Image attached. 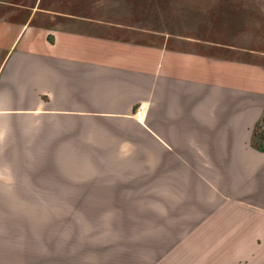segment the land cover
<instances>
[{
  "label": "crops",
  "instance_id": "1",
  "mask_svg": "<svg viewBox=\"0 0 264 264\" xmlns=\"http://www.w3.org/2000/svg\"><path fill=\"white\" fill-rule=\"evenodd\" d=\"M152 9L164 8L0 0V264L60 262L52 213H6L5 203L54 200V171L69 170L71 121L127 127L92 135L90 144L110 154L104 166L85 168L94 176L107 169L114 178L156 177L151 185L169 195L183 171H220L205 177V199L219 203L214 213L229 212L224 202L257 203L248 211L264 213V150L246 145L259 114L235 97L246 88V64L198 51L204 39L166 28H179L180 17ZM215 89L233 95L226 109ZM139 105L145 115L137 119ZM102 137L126 141L103 145ZM203 154L208 161L198 162Z\"/></svg>",
  "mask_w": 264,
  "mask_h": 264
},
{
  "label": "rangeland",
  "instance_id": "2",
  "mask_svg": "<svg viewBox=\"0 0 264 264\" xmlns=\"http://www.w3.org/2000/svg\"><path fill=\"white\" fill-rule=\"evenodd\" d=\"M132 1L164 8L152 9V15L180 17L179 28H166L204 39L196 42L198 51L246 64V88L235 97L244 100L248 111L259 114L246 145L263 152L264 0ZM253 78L259 87L251 86ZM213 97L223 110L233 95L215 89ZM118 128L110 122L71 121L69 170L54 171V200L5 203L6 213H52L55 260H60L55 264H78L77 260L79 264H264V213L248 211L259 205L245 202L241 208L243 203L224 202L229 212L214 213V204L219 203L205 199L206 174L212 178L220 171H183L181 188L176 185L172 189L176 192L168 195L158 194V187L151 185L156 177L114 178L107 169H98L94 176L96 171L85 169L104 166L110 156L100 154L103 149L96 142L90 144L95 131L109 135L124 133L121 130L127 127ZM83 131L85 138L80 136ZM102 140L110 146L126 141ZM199 158L198 162L208 161L205 154ZM240 209L245 213H233Z\"/></svg>",
  "mask_w": 264,
  "mask_h": 264
},
{
  "label": "built area",
  "instance_id": "3",
  "mask_svg": "<svg viewBox=\"0 0 264 264\" xmlns=\"http://www.w3.org/2000/svg\"><path fill=\"white\" fill-rule=\"evenodd\" d=\"M140 111L138 112L137 119H140L141 117H144L145 113L142 112V105H139Z\"/></svg>",
  "mask_w": 264,
  "mask_h": 264
},
{
  "label": "trees",
  "instance_id": "4",
  "mask_svg": "<svg viewBox=\"0 0 264 264\" xmlns=\"http://www.w3.org/2000/svg\"><path fill=\"white\" fill-rule=\"evenodd\" d=\"M263 120V119H262Z\"/></svg>",
  "mask_w": 264,
  "mask_h": 264
}]
</instances>
